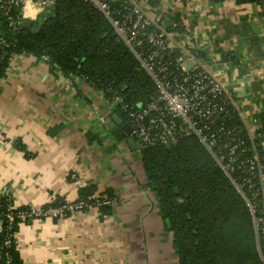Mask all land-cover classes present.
<instances>
[{
    "label": "crops",
    "instance_id": "crops-1",
    "mask_svg": "<svg viewBox=\"0 0 264 264\" xmlns=\"http://www.w3.org/2000/svg\"><path fill=\"white\" fill-rule=\"evenodd\" d=\"M149 11L169 30L182 25L186 67L200 63L219 76L234 96L236 119L264 125V0H154ZM114 115L99 91L48 58L11 57L0 76V199L6 188L17 208L45 207L54 196L73 202L91 186L93 197L113 195L103 218L92 208L20 224L23 264H178L141 152L113 135Z\"/></svg>",
    "mask_w": 264,
    "mask_h": 264
},
{
    "label": "trees",
    "instance_id": "trees-1",
    "mask_svg": "<svg viewBox=\"0 0 264 264\" xmlns=\"http://www.w3.org/2000/svg\"><path fill=\"white\" fill-rule=\"evenodd\" d=\"M261 1L235 0L237 4ZM35 21H30V29L22 27L17 48L11 53L46 57L53 68L85 80L106 100L117 93L131 105H144L156 95L154 82L118 41L110 21L91 5L62 1L44 23ZM0 22L4 30L5 24ZM10 59L0 63L1 77ZM114 111L128 122L119 109ZM232 123L242 125L236 116ZM262 145L259 151L264 158ZM141 160L165 228L173 236L178 264H264V241L256 234L246 200L196 138H184L176 146L143 150ZM238 176L246 177L242 173ZM96 191L93 186L81 188L79 199L94 203ZM101 197L113 200L111 193ZM58 204L59 200L51 206ZM10 205L14 214L29 209L15 208L13 197H1L0 264L7 260L23 264L13 236L20 224L29 222L15 218L9 231L5 214ZM99 210L103 218L110 215L112 207ZM8 240L12 244L9 248L5 246Z\"/></svg>",
    "mask_w": 264,
    "mask_h": 264
},
{
    "label": "built area",
    "instance_id": "built-area-1",
    "mask_svg": "<svg viewBox=\"0 0 264 264\" xmlns=\"http://www.w3.org/2000/svg\"><path fill=\"white\" fill-rule=\"evenodd\" d=\"M62 1L89 4L108 19L118 41L154 82L156 95L144 105H131L117 93L107 100L113 110L119 109L125 115L138 150L176 146L184 138H196L246 200L256 234L264 241V158L259 151L264 142V125H234L237 105L219 76L200 63L186 67L188 47L177 39L182 25L169 30L156 21L149 11L154 0H33V4L40 10L37 15H50ZM24 4L25 0H0V18L5 24L3 30L0 22V63L12 57L11 51L17 48L25 23ZM239 173L246 177H236ZM69 176L76 179L74 174ZM3 196L13 197L9 188ZM58 200V206L52 207ZM94 201L71 202L54 196L45 207L30 206L17 214L12 213L10 205L5 214L11 225L8 230L13 229L15 218L29 223L65 220L92 208L113 205V200L105 197H94ZM13 237L18 245L17 233ZM5 246L11 247V241Z\"/></svg>",
    "mask_w": 264,
    "mask_h": 264
},
{
    "label": "water",
    "instance_id": "water-1",
    "mask_svg": "<svg viewBox=\"0 0 264 264\" xmlns=\"http://www.w3.org/2000/svg\"><path fill=\"white\" fill-rule=\"evenodd\" d=\"M0 21H2L1 18ZM32 25L33 24L30 21H25L24 23V27L27 29H30ZM113 119L118 124V128L114 130L113 135L119 141H123L125 136H127V143L132 150L136 151L138 149V146L135 138L133 137V128L131 127V125L129 123L124 124V120H122L118 115H114Z\"/></svg>",
    "mask_w": 264,
    "mask_h": 264
},
{
    "label": "clouds",
    "instance_id": "clouds-1",
    "mask_svg": "<svg viewBox=\"0 0 264 264\" xmlns=\"http://www.w3.org/2000/svg\"><path fill=\"white\" fill-rule=\"evenodd\" d=\"M38 11L40 10L33 4V0H25L23 8V17L25 21H35Z\"/></svg>",
    "mask_w": 264,
    "mask_h": 264
},
{
    "label": "rangeland",
    "instance_id": "rangeland-1",
    "mask_svg": "<svg viewBox=\"0 0 264 264\" xmlns=\"http://www.w3.org/2000/svg\"><path fill=\"white\" fill-rule=\"evenodd\" d=\"M52 15H53V12L50 15L49 14L38 15L35 22L44 23L49 17H52Z\"/></svg>",
    "mask_w": 264,
    "mask_h": 264
}]
</instances>
